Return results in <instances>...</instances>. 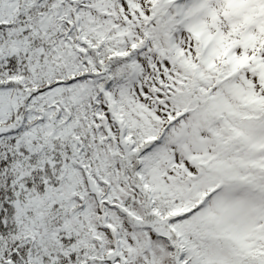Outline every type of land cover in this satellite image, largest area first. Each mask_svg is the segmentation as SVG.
Here are the masks:
<instances>
[{
	"label": "snow or ice",
	"instance_id": "obj_1",
	"mask_svg": "<svg viewBox=\"0 0 264 264\" xmlns=\"http://www.w3.org/2000/svg\"><path fill=\"white\" fill-rule=\"evenodd\" d=\"M0 264H264V0H0Z\"/></svg>",
	"mask_w": 264,
	"mask_h": 264
}]
</instances>
